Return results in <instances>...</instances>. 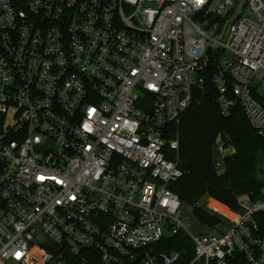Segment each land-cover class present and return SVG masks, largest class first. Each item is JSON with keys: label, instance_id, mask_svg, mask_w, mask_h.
I'll return each instance as SVG.
<instances>
[{"label": "built area", "instance_id": "2783aa9c", "mask_svg": "<svg viewBox=\"0 0 264 264\" xmlns=\"http://www.w3.org/2000/svg\"><path fill=\"white\" fill-rule=\"evenodd\" d=\"M215 49L221 115L264 140V0H0V264H264V188L200 236L172 190Z\"/></svg>", "mask_w": 264, "mask_h": 264}, {"label": "trees", "instance_id": "16d2710c", "mask_svg": "<svg viewBox=\"0 0 264 264\" xmlns=\"http://www.w3.org/2000/svg\"><path fill=\"white\" fill-rule=\"evenodd\" d=\"M210 62L203 72L204 84L196 90L195 100L183 114L180 124L168 129V137L179 144L178 163L183 177L172 187L181 204L192 208L203 225L219 223L216 216L199 210V202L209 197L238 211V197L260 199L264 188V140L247 121L239 106L223 117L217 103L213 76L218 72L222 50H211ZM221 138L235 150L225 160V173L215 170V146ZM240 264H247L238 258Z\"/></svg>", "mask_w": 264, "mask_h": 264}, {"label": "rangeland", "instance_id": "374dc122", "mask_svg": "<svg viewBox=\"0 0 264 264\" xmlns=\"http://www.w3.org/2000/svg\"><path fill=\"white\" fill-rule=\"evenodd\" d=\"M227 33V27L225 24H222L219 27V32H212L210 34V36L215 39L218 42H223L225 40V34ZM231 59V56L229 53L227 52H223L222 57L220 59L221 61V68L223 69V71L226 72L227 67L225 65V61H228ZM261 80H256V83H260ZM260 90L264 91V83L260 84ZM260 91V92H261ZM247 195L244 196H240L238 197V199H242V198H246ZM249 196V195H248ZM216 203H218L221 207H227L226 205H224L223 203L217 202L209 197L203 198L201 200V202H199L200 206L198 207L199 210L205 211L206 213L212 215V216H216L213 215V211L211 208L213 207H217L219 208ZM209 206V207H208ZM229 208V207H228ZM230 209V208H229ZM232 210V209H231ZM218 215V214H217ZM185 223L187 226H189V231L193 236H200L206 233V229L203 228L202 226H204L197 218H195V216L193 215V210L192 208H188L185 210Z\"/></svg>", "mask_w": 264, "mask_h": 264}, {"label": "water", "instance_id": "95a60500", "mask_svg": "<svg viewBox=\"0 0 264 264\" xmlns=\"http://www.w3.org/2000/svg\"><path fill=\"white\" fill-rule=\"evenodd\" d=\"M213 20H215V19H213Z\"/></svg>", "mask_w": 264, "mask_h": 264}]
</instances>
